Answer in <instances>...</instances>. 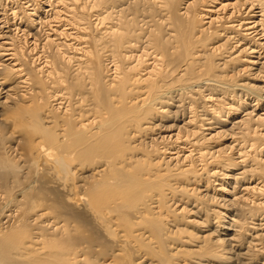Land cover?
<instances>
[{
	"label": "bare ground",
	"instance_id": "1",
	"mask_svg": "<svg viewBox=\"0 0 264 264\" xmlns=\"http://www.w3.org/2000/svg\"><path fill=\"white\" fill-rule=\"evenodd\" d=\"M0 264H264V0H0Z\"/></svg>",
	"mask_w": 264,
	"mask_h": 264
}]
</instances>
